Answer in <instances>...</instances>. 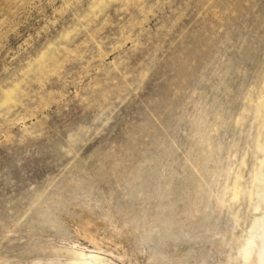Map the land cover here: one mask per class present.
<instances>
[{
	"label": "rangeland",
	"instance_id": "obj_1",
	"mask_svg": "<svg viewBox=\"0 0 264 264\" xmlns=\"http://www.w3.org/2000/svg\"><path fill=\"white\" fill-rule=\"evenodd\" d=\"M263 147L264 0H0V264H246Z\"/></svg>",
	"mask_w": 264,
	"mask_h": 264
},
{
	"label": "bare ground",
	"instance_id": "obj_2",
	"mask_svg": "<svg viewBox=\"0 0 264 264\" xmlns=\"http://www.w3.org/2000/svg\"><path fill=\"white\" fill-rule=\"evenodd\" d=\"M259 177V182L261 183L260 185L263 186L264 170L259 173ZM260 201L264 202V189L261 190ZM254 232L255 234L253 235V238L251 240L252 242L251 244H249L250 246L245 254V261L246 264H264V216L259 219L257 223H255ZM90 241L96 246L97 249H100L97 241H95L94 239H91ZM72 250H70V257L67 256V258L69 259H67L66 264H110L108 261L99 257L98 255H90L86 257L82 255L80 251ZM66 252L68 253V251Z\"/></svg>",
	"mask_w": 264,
	"mask_h": 264
}]
</instances>
